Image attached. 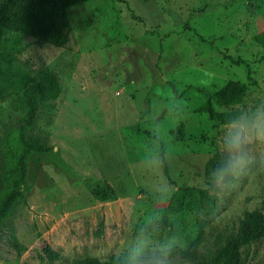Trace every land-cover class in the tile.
<instances>
[{"label":"rangeland","instance_id":"1","mask_svg":"<svg viewBox=\"0 0 264 264\" xmlns=\"http://www.w3.org/2000/svg\"><path fill=\"white\" fill-rule=\"evenodd\" d=\"M67 15L65 44L24 36L16 55L31 73H51L58 93L28 133L48 150L31 155L23 198L0 221V264H47L44 245L59 253L52 264L210 260L244 211L264 213V62L250 39L264 29V0H87ZM225 55L247 63L250 78ZM207 99L230 119L199 111ZM22 114L0 99V174L4 136ZM216 153L230 158L235 180L220 186L212 211H169L175 187H205ZM101 181L112 199L92 196ZM193 242L190 262L180 251ZM241 251L245 264H264V238Z\"/></svg>","mask_w":264,"mask_h":264},{"label":"trees","instance_id":"2","mask_svg":"<svg viewBox=\"0 0 264 264\" xmlns=\"http://www.w3.org/2000/svg\"><path fill=\"white\" fill-rule=\"evenodd\" d=\"M84 1L87 0H0V99H10L23 111L20 119L8 129L3 139L6 166L0 174V221L6 219L15 204L23 198V187L31 155L48 150L46 145L33 139L28 133L34 127L39 105L55 98L58 93L57 82L51 73L45 69L31 73L18 62L16 55L24 47V36L56 46L65 44L70 29L67 9ZM198 37L202 41V37ZM250 39L261 47L262 53L259 59L264 62V29L253 32ZM225 58L234 64L243 63L241 59L230 55H225ZM243 66L250 78L249 65L244 62ZM195 86L197 87L195 90H201L200 87ZM198 110L205 112L210 119L225 122L230 119L229 113L215 111L209 99ZM161 157L163 174L168 176L166 162L163 156ZM231 169L232 163L227 155L214 154L205 163V187H175L167 209L174 213L183 208L195 219L199 212L209 213L213 209L215 193L220 190V186L228 187L234 182L235 177ZM90 192L99 201L112 199L115 195L113 188L106 181L93 185ZM163 220L169 229L170 220ZM261 238H264V213L257 208L246 210L239 218L235 231L228 233L222 239L219 238L222 243L216 244L211 259H204L198 264H245L242 248ZM11 244L18 252L25 249L15 240H12ZM180 254L186 260L193 262L196 257L195 243L181 250ZM58 258L59 253L48 245L41 248L40 260L52 264ZM62 264L134 263L115 256L103 260L87 256L72 258Z\"/></svg>","mask_w":264,"mask_h":264}]
</instances>
